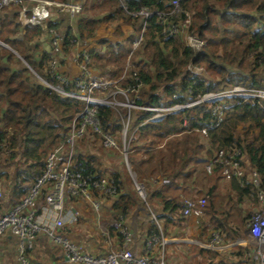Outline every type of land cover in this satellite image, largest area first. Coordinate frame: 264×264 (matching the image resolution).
Instances as JSON below:
<instances>
[{
  "label": "trees",
  "instance_id": "trees-1",
  "mask_svg": "<svg viewBox=\"0 0 264 264\" xmlns=\"http://www.w3.org/2000/svg\"><path fill=\"white\" fill-rule=\"evenodd\" d=\"M76 1L83 5L82 11L73 18L79 35L68 27L61 50L52 47L49 31L51 28L61 30L60 26L68 17L54 20L52 16L46 27L25 25L19 18L20 7L5 8L0 12V40L11 45L34 70L55 84L58 82L49 72L52 55L56 54L62 59L63 54H68L73 48L72 40L76 36L96 40L89 50L95 61L91 65L94 64V68L101 69V72L110 68L112 77H119L123 87L136 83L133 70L137 69L144 82L137 98L140 105H172L235 85L264 88V0H185L190 2L194 13L191 30L199 32L207 42L198 53L187 46L178 34L166 36L157 14L147 19L141 14L134 15L144 6L168 11L171 9L169 0L72 2ZM103 23L114 24L113 36L96 39ZM40 36L47 37L50 48L40 49L39 42L35 43ZM135 42H138L137 46ZM6 56L9 61L0 59V145L6 144L0 147V152L8 149L9 153L8 156H1L3 161H0V166L9 168L13 165V170L5 169L0 177L9 181L15 190L13 198L16 203L26 194V185L42 174L49 149L65 139L74 118L85 104L79 99L62 96L55 89L35 80V75L29 67L23 66V61L20 68L12 67L10 61L13 62L16 54L0 44V57ZM191 60L194 64L204 65L218 78L208 80L201 74H194L188 68ZM59 62L62 64V60ZM127 62L132 65L130 71L124 70ZM190 86L194 92L189 98L184 92ZM154 114V111L145 109L133 111V129L137 128L138 139L132 143L128 159L137 180L147 186L149 198L163 228L187 221L188 216L182 213L183 201L176 191L194 189V183L198 185L197 172L204 170L207 173L204 164L222 146L242 147L245 166L264 172V105L261 103L232 106L228 110L229 117L220 127H209L215 118L210 108L203 104L186 107L158 119H152ZM99 116L103 130L121 140L123 124L117 121L118 114L114 108L101 105ZM243 123L249 124L247 131L240 130ZM205 127H209L208 135L203 132ZM91 136L97 138L99 135H95L89 127L81 140L90 139ZM82 150L78 147L75 155L78 168L96 176L109 171L106 166H101L104 162L99 156ZM121 157L122 165L107 173L115 178L118 193L116 197L107 199H110V210L127 219L137 205L145 206L146 203L137 194L122 154ZM159 174L169 183L155 188L157 182L153 179ZM205 177L206 189L194 191L207 200V209L197 217L198 221L206 212L213 218L215 230H222V234H225L224 230H229L231 233L228 232V235L234 233V240L243 234L244 225L252 214L238 218L241 204L251 197V187L242 186L236 178L227 180L220 169L207 173ZM224 186L228 192V203L235 210L237 224L234 225L231 221L233 223L236 219L232 218L231 211L218 208L223 205L220 188ZM200 227H204V222L200 223ZM165 230L169 237V231L167 228ZM154 232H159V229L154 221L149 222L146 238ZM117 236L121 237V234ZM225 238L228 239L227 236ZM157 250L154 249V254ZM213 251L217 252L209 249V252ZM243 251L249 260L246 250ZM238 253L242 254V251Z\"/></svg>",
  "mask_w": 264,
  "mask_h": 264
},
{
  "label": "built area",
  "instance_id": "built-area-1",
  "mask_svg": "<svg viewBox=\"0 0 264 264\" xmlns=\"http://www.w3.org/2000/svg\"><path fill=\"white\" fill-rule=\"evenodd\" d=\"M25 1L27 0H0V12L10 5H23L19 12L25 24L46 27L47 21L52 17L55 9L73 17L83 9L80 1L30 0L29 6L23 4ZM169 3L171 9L168 11L144 6L134 15L141 14L147 19L149 16L157 14L164 25L163 32L166 33V36L185 33L186 45L198 53L207 42L199 32L191 30L193 18L191 19L190 2L169 0ZM49 32L52 47L61 50L65 33L58 28H51ZM72 41L76 48L75 61L80 68L79 76L71 77L63 73L60 70L59 56L54 54L49 63V72L58 84L46 81L48 86L56 89L62 96L79 99L84 102L85 106L81 112L77 113L65 139L49 149L42 174L26 185V194L10 207L6 205L3 180L0 177V236L11 233L17 237V255L14 261L2 264H47L36 262L29 256L41 234L47 235L55 244L62 245L68 260L74 264H168L165 247L172 241V238L164 233L163 226L155 212H151V215L159 232H154L148 237L141 249H136L134 246L137 241L136 232L129 226L127 219L122 214L115 215L113 213L111 217L113 220L110 222V227L121 234L122 245L118 249L104 254L93 253L66 234L67 224L79 219V211L73 206L68 207V202L85 198L90 201L97 212H100L104 199L116 197L118 193V184L110 174L90 175L75 165L78 142L87 134L90 127L95 135L102 137L104 145L108 148L118 149L122 153L129 173L134 179V172L128 159L131 145L138 139L137 128L133 129L134 110L154 111L152 119H158L168 113H177L186 107L203 104L210 108L215 118L209 127H220L229 117L228 110L232 106L248 102L264 105V88L236 85L200 94L197 98L191 99L190 96L193 94L194 88L190 86L184 92L190 98L186 102L162 106L140 105L137 103V98L144 82L137 70L134 71L135 84H128L124 89L117 88V80L94 76L91 65L93 59L89 52L90 40L76 36ZM137 45L138 42H135V46ZM112 87L116 89H111ZM109 91L110 93L107 95H101V92ZM120 92L123 93L121 94L125 99L112 98ZM176 96L174 95V97ZM101 105L115 106L114 109L119 115L117 121L122 122L123 120L121 140L112 133L103 130L99 116ZM122 107H125L127 113H123L125 109L121 110ZM209 127L203 129L206 135H208ZM5 146L6 144L0 145V147ZM8 153V149H3L0 152V161H3L1 156L6 154L8 156ZM243 160L242 147L222 146L216 155L204 164V168L207 173H214L220 169L227 180L236 178L242 186L251 187V196H255L261 205L246 222L248 237L252 241L244 237L229 240L224 237L221 231L213 230L207 242L200 241V244L216 251L241 245L254 264H264V172L246 167ZM4 171V166H0V173ZM156 178L153 179L154 182H169L167 178H161L159 181ZM134 182L137 192L141 198L146 200L148 195L146 185L137 180ZM206 202L205 197L197 198L189 195L187 198H183L182 213L188 217L200 216L203 214ZM155 248L158 250L154 254Z\"/></svg>",
  "mask_w": 264,
  "mask_h": 264
},
{
  "label": "rangeland",
  "instance_id": "rangeland-1",
  "mask_svg": "<svg viewBox=\"0 0 264 264\" xmlns=\"http://www.w3.org/2000/svg\"><path fill=\"white\" fill-rule=\"evenodd\" d=\"M60 1H63V0H60ZM29 2H31L30 0H27V1H25L23 4L25 5V6H29ZM13 7H20V8H22L23 7V5H19V4H17V5H10V6H7V7H5V8H7V9H12ZM4 10V9H3ZM191 19L193 18V11L191 10ZM112 31H114V24H112V23H103V25L100 27V29H98V33H97V35H96V39L97 38H101L102 36H113V32ZM180 36V38L182 39V41L185 43V44H187V39H186V36H185V33H180V34H178V37ZM96 42V40H94V41H92V40H90V46L92 47L93 45H94V43ZM206 45V44H205ZM73 48H75L74 46H73ZM76 49V48H75ZM202 49H204V46L202 47ZM201 49V50H202ZM74 51V50H73ZM17 56V55H16ZM16 59H18V60H20L21 59V61H23V59L22 58H19L18 56L15 58V61L13 60V62H15V63H13L12 61H10V63L14 66V67H16V68H20L21 67V61H19V62H17V60ZM59 59H60V57H59ZM61 60V59H60ZM94 62V64H95V61H92V63ZM23 66H27V67H29V69L31 70V72L35 75V77H36V79L35 80H37L38 82H40V83H42L43 85H46V86H48L47 84V81H46V79H45V77L44 76H42V74L41 73H39L37 70H34V68L26 61L25 62V59H24V61H23ZM94 64H93V66H92V69L94 70L95 68H94ZM132 65H131V63L130 62H127V64L125 65V68H124V70H131L130 69V67H131ZM113 67V66H112ZM129 68V69H128ZM188 68L190 69V71H192L194 74H201V75H203L204 77H206L208 80H214V79H217L218 78V75H212L207 69H206V67L204 66V65H197V64H194V62H192V60L190 61V64H189V66H188ZM114 69H115V67H114ZM60 70L62 71V69H61V65H60ZM96 70V72L98 73V74H96L95 76H98V77H104V78H112V79H114V80H117V83H116V85H117V88H121V89H124V87H123V85L121 84L122 82L120 81V78L118 77H116V78H114V77H112V71L110 70V68H106V72H101L102 70L101 69H99V68H97V69H95ZM135 70H137V69H135ZM135 70H133V71H135ZM80 71V70H79ZM63 73H65L66 75H68L69 76V74H67L66 72H64L63 71ZM80 73V72H79ZM78 72H77V74H79ZM48 87H50V86H48ZM59 87V86H58ZM52 88V87H51ZM114 87H112L111 89H113ZM54 89V88H53ZM114 89H116V88H114ZM56 90V89H55ZM108 90V89H107ZM57 91V90H56ZM108 93H110V91L109 92H106V93H103V92H101V95L102 96H105V95H107ZM122 92H120V93H117V94H115V96L114 97H112V98H114V99H116V100H120V99H125V97H124V95H122L121 94ZM129 95V94H128ZM127 95V96H128ZM129 97V96H128ZM113 108H115V106H113ZM125 109V107H122V109L121 110H124ZM114 111L117 113V111H116V109H114ZM123 113H127V110L125 109V111H123ZM118 114V113H117ZM118 117H119V115L117 116V119H118ZM121 120H122V118H121ZM263 120H264V118H263ZM121 123H123V120H122V122ZM249 126V124H241L240 125V130H245V131H247L246 129H248L247 127ZM245 127V128H244ZM83 141H84V143H83ZM78 147H79V149L80 150H82V151H86V152H88V153H93V154H96L97 155V157L101 160V162L103 161L104 163H101V166L103 167V168H105V166L107 167V169L109 170V171H106L105 170V172L106 173H109L110 172V169H112V168H114V169H116V168H118V167H120V165H122V157H121V152L118 150V149H113V148H108L106 145H104L103 143H102V137L101 136H97V138L95 137V136H91L90 137V139L89 138H85V139H83V140H81V141H79L78 142ZM131 165V164H130ZM198 165H199V167H201L200 169H202V164L199 162L198 163ZM125 166H126V169H128V166H127V163L125 162ZM123 167V166H122ZM131 168H132V166H131ZM4 169H7V170H9V171H12L13 170V165H10V167L8 168V167H4ZM133 170V169H132ZM128 172H129V169H128ZM133 172H134V170H133ZM12 173V172H11ZM207 173H205V171L204 170H199L198 172H197V177H198V185H196V183H194V185H195V188L193 189H191V190H193V192H192V196L194 197H205V196H203L202 194H196L195 192H196V189H202V190H204V189H206V187H207V178L205 177V175H206ZM161 178H164L163 177V175L161 174V176H160V174H159V176L156 178L157 179V181H159ZM196 179V178H195ZM132 181H133V185H134V188H135V190H136V187H135V180H137V176H136V173L134 172V179L132 178L131 179ZM197 180V179H196ZM138 181V180H137ZM139 183H141L140 181H138ZM8 183V182H7ZM131 184V183H130ZM129 184V185H130ZM142 184V183H141ZM9 185V184H8ZM146 188H147V186H146ZM8 189V186H6V184H5V186H4V190H5V193H6V190ZM10 189V188H9ZM137 191V190H136ZM195 191V192H194ZM220 193L222 194L221 195V197H222V199L223 200H221V201H223V205H221V206H218V208L220 209V208H224L225 210H230L231 212V214H233V216H232V218L233 219H236V221L234 220L233 221V223H232V221H231V224H237V218H236V216H235V210L233 209V206H232V209H231V203H228V195H227V190H226V186H224V187H221L220 188ZM147 192H148V189H147ZM191 192V191H190ZM187 193L189 194V191H187ZM199 193V192H198ZM202 193V192H201ZM137 194L139 195V193L137 192ZM140 196V195H139ZM187 196H189V195H187ZM187 196H186V198H187ZM141 197V196H140ZM149 199V195H147V200ZM225 200V201H224ZM183 201V200H182ZM181 201V202H182ZM76 202V203H75ZM234 203V202H233ZM73 205H76V207H78L77 209L79 210V212L81 213V216L79 217V219L76 221V222H72V223H68L67 224V226H66V229H67V232H66V234L71 238V239H73L74 241H79L80 240V243H84L86 240L85 239H87L86 237L88 236L89 237V239H90V237L92 236V235H100V231L98 230V232L96 231L97 230V228L99 229V227L100 228H102V227H104V228H108V227H106L105 226V224L103 223V218L101 219V221L100 222H97V215H98V212L93 208V206H92V204L90 203V201L89 200H86L85 198L84 199H80V200H78V202L77 201H70V203L68 202V207L69 206H73ZM206 205H207V202H206ZM218 205V204H217ZM146 206V208H147V210L143 207L140 211H137L135 214H134V218H133V223L131 224V228L132 229H134V231L136 232V236H137V240H138V236H139V242L142 240V238H144L143 237V234L145 235L146 234V232H144V230L145 229H147L148 227H149V222L150 223H152L153 222V218H152V215H151V212H155L156 213V209H155V207H154V205L152 204V202H150V200H148V205H145ZM104 207V206H103ZM261 207V205H260V203H259V201H258V199L255 197V196H251L250 198H248L243 204H241V207H240V211H239V216H238V218H241L242 216H244V215H247L248 213H253L254 211H256V210H258L259 208ZM205 209H207L206 207H204L203 208V211H205ZM102 210H103V208H102ZM148 210H150L151 212H149ZM101 212V215H102V211H100ZM109 216V214L107 215V217ZM210 216L211 215H207L206 214V212H204V215L202 216V217H200L199 218V221H198V219H197V222H198V224L200 225V223L202 222H204V229H203V231H205V233H207V232H212L213 230H215L216 228H214L213 227V218H210ZM107 217H104V219H106ZM108 224H107V226L108 225H110V222L113 220V219H111V218H108ZM97 222V223H96ZM205 225H206V227H205ZM89 227H93V228H95L94 229V233H89L88 231H90V229L91 228H89ZM241 227H243V226H241ZM244 227H245V229H243L244 230V232H243V234H241L239 237H244V238H248L249 239V237H248V228H247V226H246V223H245V225H244ZM163 231H164V233H166V230H165V227L163 228ZM222 231V230H221ZM228 232H229V230L228 231H226V230H224V232L223 233H225V234H223L224 235V237H228V239L229 240H232L233 238H232V235H234V233L233 234H230V235H228ZM89 233V234H88ZM210 233H209V235H210ZM229 233H231V232H229ZM226 235V236H225ZM202 236H204L203 234H202ZM238 236V235H237ZM197 237V236H196ZM205 237V236H204ZM39 239V238H38ZM38 239H37V245H36V248L34 247V249H32V252H30L31 254H29V256L30 257H34V255H35V250H39L38 252L39 253H41L42 254V258H40L41 259V261H43V260H48V261H53L54 259H53V257H51L50 256V254L51 253H55V252H60V253H62V251L61 250H63L62 249V245H60V244H55V242H53V241H51L50 239H49V242L47 243V244H49V245H45L44 244V242L43 241H41L39 244H38ZM12 240H13V247L11 248V247H5V248H3V253H4V255H5V258L7 259V260H9V262L11 261V262H13V258L16 256V247L14 248V245H15V243H16V237L15 236H13L12 237ZM96 240L98 241V240H102V237H99V236H97L96 237ZM250 241H252L251 239H249ZM99 242V241H98ZM204 242H207V240H205ZM105 244V243H104ZM89 245H93L92 243H89ZM16 246H17V243H16ZM107 247H108V251H111V250H115V249H118V248H116V247H114L111 243H108V245H107ZM106 247V248H107ZM231 249H233V250H237V249H242V247H240V246H233L232 248H229V249H227V250H220V252H222V253H228ZM56 250V251H55ZM107 250H104V251H107ZM213 250V249H212ZM244 255H245V252H244ZM246 256L248 257V255L246 254ZM32 257V258H33ZM5 259V260H6ZM35 261V260H34ZM249 262H251V260L249 259L248 260ZM70 264V263H69Z\"/></svg>",
  "mask_w": 264,
  "mask_h": 264
},
{
  "label": "crops",
  "instance_id": "crops-1",
  "mask_svg": "<svg viewBox=\"0 0 264 264\" xmlns=\"http://www.w3.org/2000/svg\"><path fill=\"white\" fill-rule=\"evenodd\" d=\"M71 1H73V0H71ZM52 16H53L54 20H59L63 17H66V18L68 17L67 20L65 21V23L60 26L61 30L65 33L67 28L71 27L74 30V33L79 35L77 25L73 21V18H74L73 16H71L68 13L59 12V11H54ZM19 18L23 22V24H25L21 15H20V12H19ZM36 39L37 40L35 41V43L39 42L38 44L40 46V49H45L48 47L50 48V42L47 41L48 39L46 36H40V39H38V37ZM2 42L3 41L0 40V44H2L6 48L11 49L19 58H22L24 61V58L19 54V52L17 50L12 48L11 45H9L8 43H6V42L2 43ZM72 49L68 54H63L62 59H61L62 60L61 69H62V71L69 74L71 77H77L80 74L79 73L80 68H79L78 63L75 61L76 49L75 48H72ZM0 59H1V61H9V60H7V56L6 57H0ZM13 60L15 61V58ZM16 60L21 61V59L20 60L16 59ZM25 62H26V60H25ZM12 67H14V66L12 65ZM77 72L79 74H77ZM92 72H93L94 76L96 74H98L95 69L94 70L92 69ZM160 176H161V174H160ZM1 179L3 180L2 181L3 187L5 186V184H6V186H8L6 193H5V190H4V193H5V198H6V205H7V207L8 206L10 207L14 203L15 198H13V197H14L15 190L12 189V186H11L9 181H6V179H4L3 177ZM168 183H162L161 181L157 182L155 185V188H160L163 185H166ZM187 191H189V194L187 193ZM187 191L182 192V189H178V191H176V194L180 195L181 201L183 200V198H185L187 195H191L193 192V190H191V189L187 190ZM78 200H80V199H78ZM78 200H77V202H78ZM146 200L143 199V201L146 203V205H148V200H150V202H152L150 198L147 201ZM73 207L76 209L78 208V207H76V205H73ZM143 207L147 210L146 206L139 204L130 213V215L127 218V223L130 226L133 223L134 214L137 211H140ZM102 208H103V210L101 209L102 215H101V212H98V215L96 216L97 222H100L101 219L103 218V223L108 228H104V227H102V228L99 227V229L97 228L96 231L98 232V230H99L101 232L100 235H98V234L92 235L90 237V239L87 236L86 237L87 239H85L86 241L83 244L80 243V240L75 241V242L82 244L86 249L90 250L91 252L98 253V254H104V253L108 252V250H107L108 249V247H107L108 243H111L116 248H120L122 245V239H121V237L117 236L118 233L114 229H111L112 227H110V225L107 226L108 221H109L108 218H111L112 214H113V212L110 210V199H104V203L102 205ZM108 214H109V216L107 217ZM80 216H81V213L79 212V217ZM104 217H107V218L104 219ZM197 217H198L197 215H193L191 217H188L187 221L184 223L176 222V223L170 224L167 227H165V228H167V230L170 233L169 238H172V241L170 243H168L165 247L166 260L169 264H254L252 261L249 262L247 260V258L245 257V255L243 253L244 248L241 245H240V247H242V249H237V250L231 249L228 253H222L220 251L209 252V248L203 247L200 244V241L204 242L205 240H208L210 237V235H209L210 232L205 233V231H203V228H201L197 222V219H198ZM89 228H91V229L88 232L94 233L95 228H93V227H89ZM147 229H145L144 232H146ZM66 232H67V230H66ZM202 234L205 237L202 236ZM13 236L14 235H12L11 233L0 236V264L11 262V261L9 262V260H7L5 258V255L3 253V248L8 247V246L11 248L13 247V240H12ZM97 236L102 237V240H98L99 241L98 242L96 240ZM143 237L144 238H142V240L139 242V236H138V240L136 241V243L134 245L136 247V249H141L144 246V244L147 240L146 234L145 235L143 234ZM49 239L50 238L47 235L41 234L39 237L38 244L41 241H43L45 245H49V244H47L49 242ZM16 243H17V237H16ZM16 243L14 245V248L16 247ZM89 243H92L93 245H89ZM195 245H199V247H197ZM104 250H107V251H104ZM38 251L39 250H35L34 257L33 256H32L33 258L31 257L36 262L47 263V264H69V263L74 264L68 260V257L64 253L63 250H61L62 253L55 252L54 254L53 253L50 254V256L53 257V259H54L53 261H48V260L41 261L40 258H42V254L39 253ZM239 251H242V254H239L238 253ZM16 255H17V249H16ZM15 257L13 258V261H14Z\"/></svg>",
  "mask_w": 264,
  "mask_h": 264
},
{
  "label": "clouds",
  "instance_id": "clouds-1",
  "mask_svg": "<svg viewBox=\"0 0 264 264\" xmlns=\"http://www.w3.org/2000/svg\"><path fill=\"white\" fill-rule=\"evenodd\" d=\"M236 86V85H235ZM242 237V236H241Z\"/></svg>",
  "mask_w": 264,
  "mask_h": 264
},
{
  "label": "water",
  "instance_id": "water-1",
  "mask_svg": "<svg viewBox=\"0 0 264 264\" xmlns=\"http://www.w3.org/2000/svg\"><path fill=\"white\" fill-rule=\"evenodd\" d=\"M3 43V42H2ZM7 46V45H6Z\"/></svg>",
  "mask_w": 264,
  "mask_h": 264
}]
</instances>
